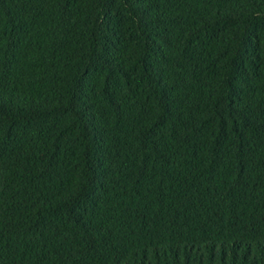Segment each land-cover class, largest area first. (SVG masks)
<instances>
[{"label":"trees","instance_id":"1","mask_svg":"<svg viewBox=\"0 0 264 264\" xmlns=\"http://www.w3.org/2000/svg\"><path fill=\"white\" fill-rule=\"evenodd\" d=\"M0 264H264V0H0Z\"/></svg>","mask_w":264,"mask_h":264}]
</instances>
